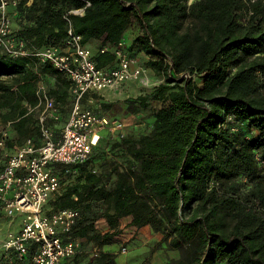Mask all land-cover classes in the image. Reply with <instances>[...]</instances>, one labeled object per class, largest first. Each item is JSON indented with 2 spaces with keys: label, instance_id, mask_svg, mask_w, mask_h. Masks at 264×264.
Listing matches in <instances>:
<instances>
[{
  "label": "trees",
  "instance_id": "obj_1",
  "mask_svg": "<svg viewBox=\"0 0 264 264\" xmlns=\"http://www.w3.org/2000/svg\"><path fill=\"white\" fill-rule=\"evenodd\" d=\"M10 14L11 34L28 50L63 47L68 19L97 67L112 68L111 48L123 42L158 79L125 99L133 113L159 103L143 131L105 133L84 162L54 166L60 186L43 214L80 212L61 234L80 241L65 264H117L106 247L116 244L124 219L159 235L140 264H152L161 250L177 254L162 264H264V1L17 0ZM40 84L59 107V118L47 120L59 134L73 103L69 78L48 63L0 52L8 149L41 141ZM108 96L115 93L89 92L82 104L116 119L107 115ZM34 248L21 258L1 248L0 264H31Z\"/></svg>",
  "mask_w": 264,
  "mask_h": 264
},
{
  "label": "built area",
  "instance_id": "obj_2",
  "mask_svg": "<svg viewBox=\"0 0 264 264\" xmlns=\"http://www.w3.org/2000/svg\"><path fill=\"white\" fill-rule=\"evenodd\" d=\"M192 1L188 0V3ZM16 4L17 0H0V52L12 57L34 59L37 63H48L65 74L72 83L73 103L61 131L55 134L47 120H57L59 108L40 84L37 104L40 108L39 144L29 138L8 149L6 142L10 120L0 125V217L23 214L21 228L7 234L2 248L21 258L27 254L29 245H34L31 264H65L79 251L80 241L63 240L61 234L70 231L80 212L75 208H64L49 215L43 214L44 203L60 186L54 166L84 162L104 130L119 138L126 134L124 121L98 115L87 104L84 106L82 99L93 91L119 93L129 81L148 85L149 79L137 59L124 51L123 42L111 48L116 59L112 68L97 67L91 51L83 45L81 36L73 31L67 18V38L63 47L28 50L22 39L11 34L10 9ZM73 12L81 13L82 10ZM107 50L103 47L100 52ZM88 102L90 104L91 100ZM125 252L126 247H122L121 253Z\"/></svg>",
  "mask_w": 264,
  "mask_h": 264
},
{
  "label": "rangeland",
  "instance_id": "obj_3",
  "mask_svg": "<svg viewBox=\"0 0 264 264\" xmlns=\"http://www.w3.org/2000/svg\"><path fill=\"white\" fill-rule=\"evenodd\" d=\"M137 24V23H136ZM134 23L132 29L137 32V25ZM130 33V32H129ZM132 34H129L131 36ZM127 36V34H126ZM98 43H94L92 46V51L96 49ZM149 79L148 85H141L136 82L133 87L129 89H124L120 94L115 95L114 97L108 96L105 98V101L108 103L114 104L111 111H107L108 116H116V119L124 121L126 126V132L130 129H135L136 131H143L147 126V121L151 118L152 110L159 107L158 102H150L149 107L140 111L138 113H133L131 109L125 103L127 97H135L140 91L139 87L149 88L152 87L158 79H156L152 74L147 73ZM141 88V89H142ZM106 130L101 132V135H104ZM23 214L15 213L10 217H0V247L2 248L3 242L7 239L8 233H15L21 228ZM127 220H123L122 233L118 236L117 242L114 245L107 246L106 249L114 251L117 254L116 261L117 264H140L144 256L146 255L148 249L151 248L153 243L159 239V235L153 234L148 227L143 228L138 231L134 228H131L127 225ZM101 223L105 222L104 220L98 221L97 226L100 230H103ZM106 227V225H105ZM126 247V252L121 253V248ZM0 248V249H1ZM176 252H166L159 251L155 254L152 264H162V261L167 257L176 256Z\"/></svg>",
  "mask_w": 264,
  "mask_h": 264
},
{
  "label": "crops",
  "instance_id": "obj_4",
  "mask_svg": "<svg viewBox=\"0 0 264 264\" xmlns=\"http://www.w3.org/2000/svg\"><path fill=\"white\" fill-rule=\"evenodd\" d=\"M124 42H128V40H131L130 39V36H129V33L127 34V36L125 35L124 36ZM51 83H54V79H52L51 80ZM135 85V82H133V81H129V82H127V83H125V85H124V87H123V89L122 90H124V89H129L130 87H133ZM118 94H120V92L119 93H115V95H118ZM58 107V106H57ZM59 108V107H58ZM103 220V219H102ZM125 220H127V219H124V221ZM101 221V220H100ZM122 222H123V220H122ZM126 222H128V220L126 221ZM101 226L103 227V231L104 230H106L107 228L105 227V225H104V223H101ZM131 227V226H130ZM131 228H134V227H131ZM143 228H145V227H142V228H140V229H138V231H140V230H142ZM135 230H136V228H134Z\"/></svg>",
  "mask_w": 264,
  "mask_h": 264
}]
</instances>
